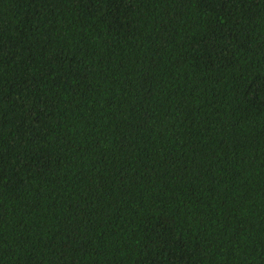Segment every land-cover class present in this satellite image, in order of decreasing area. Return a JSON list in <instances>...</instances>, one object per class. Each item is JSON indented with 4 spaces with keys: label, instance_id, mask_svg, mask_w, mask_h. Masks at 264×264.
<instances>
[{
    "label": "trees",
    "instance_id": "1",
    "mask_svg": "<svg viewBox=\"0 0 264 264\" xmlns=\"http://www.w3.org/2000/svg\"><path fill=\"white\" fill-rule=\"evenodd\" d=\"M0 264H264V0H0Z\"/></svg>",
    "mask_w": 264,
    "mask_h": 264
}]
</instances>
